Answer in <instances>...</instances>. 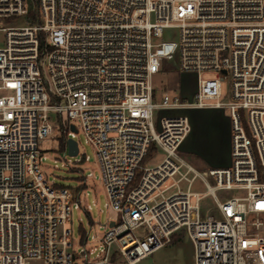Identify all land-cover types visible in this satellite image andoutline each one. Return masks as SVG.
I'll list each match as a JSON object with an SVG mask.
<instances>
[{"label": "built area", "instance_id": "1", "mask_svg": "<svg viewBox=\"0 0 264 264\" xmlns=\"http://www.w3.org/2000/svg\"><path fill=\"white\" fill-rule=\"evenodd\" d=\"M17 16L0 27V264H136L181 230L194 264H264V0H0V18ZM170 60L196 75L191 99L155 100ZM208 108L230 111V163L200 170L180 152L183 111ZM57 131L63 157L79 132L95 149L110 212L77 242L67 225L92 208V174L77 191L48 180L41 145ZM207 195L216 213L201 215Z\"/></svg>", "mask_w": 264, "mask_h": 264}, {"label": "rangeland", "instance_id": "2", "mask_svg": "<svg viewBox=\"0 0 264 264\" xmlns=\"http://www.w3.org/2000/svg\"><path fill=\"white\" fill-rule=\"evenodd\" d=\"M24 24H26L24 17L0 18V27ZM178 39V29L170 28L164 31L163 40L178 41ZM4 45L5 33L0 30V47ZM214 75V72L205 74L206 77H214ZM153 84L156 88L155 100L160 101L165 91L172 96L182 94L191 99L196 89V75L179 71L176 60H170L166 61L161 71L154 75ZM221 88L222 96L220 100L229 102L231 100L229 78L222 81ZM183 112L188 115L192 129L180 147L181 155L200 170L215 166H227L230 163L229 142L231 138L229 109H188ZM62 136L63 134L57 131L55 136L42 142V154L46 157L41 159L40 164L49 181L71 191H77L81 188L83 174L84 176L89 173L92 174L87 184L83 186L81 196L82 205H91L92 208L89 213H86L81 208L72 207L71 222L67 225L68 228L72 229L74 241L77 242L84 232L90 230L91 224L94 226L91 234H102L105 228L100 227V225L106 224L110 212L105 207L107 197L95 149L85 142L84 135L79 132L76 138L79 143L78 155L70 156L67 152V155L63 157V150L60 146ZM190 148H192V151H189ZM193 148L205 151V158L195 153ZM159 154L161 156V153ZM85 156L89 157L87 161L84 159ZM80 159L84 160L81 161ZM77 160H80V162H77ZM68 161H70L69 164ZM153 163L155 162H145L149 165ZM137 173L139 175L140 171ZM169 183L171 181L167 182V184ZM194 190L202 192L204 188L200 183H196ZM217 194L220 198H230L239 194V191L226 190L219 191ZM200 205L201 215H204L207 209H211L213 213H216L211 196H203ZM192 217L195 218V211L192 212ZM141 232L143 233V230ZM192 255V242L187 233L181 230L173 235L169 244L158 248L136 264H194Z\"/></svg>", "mask_w": 264, "mask_h": 264}, {"label": "water", "instance_id": "3", "mask_svg": "<svg viewBox=\"0 0 264 264\" xmlns=\"http://www.w3.org/2000/svg\"><path fill=\"white\" fill-rule=\"evenodd\" d=\"M71 130L72 131H77V129L75 128V126L72 124L70 126ZM67 144H68V154L70 156H76L78 154V144H77V141L73 138H69L68 141H67ZM113 224V222L111 223V225Z\"/></svg>", "mask_w": 264, "mask_h": 264}, {"label": "crops", "instance_id": "4", "mask_svg": "<svg viewBox=\"0 0 264 264\" xmlns=\"http://www.w3.org/2000/svg\"><path fill=\"white\" fill-rule=\"evenodd\" d=\"M191 129H192V127H191ZM190 134V133H189ZM186 139H187V137H186ZM185 139V140H186ZM216 140V139H215ZM229 145H230V142H229ZM182 146V145H181ZM230 147V146H229ZM194 149V152L195 153H197L198 155H200L202 158H205V155L204 154H206V152L205 151H202V150H200V149H198V148H193ZM189 151H192V148H190L189 149ZM215 167H217V166H215Z\"/></svg>", "mask_w": 264, "mask_h": 264}, {"label": "trees", "instance_id": "5", "mask_svg": "<svg viewBox=\"0 0 264 264\" xmlns=\"http://www.w3.org/2000/svg\"><path fill=\"white\" fill-rule=\"evenodd\" d=\"M60 146H61L62 150H64V148H65V135H63L62 138L60 139Z\"/></svg>", "mask_w": 264, "mask_h": 264}]
</instances>
